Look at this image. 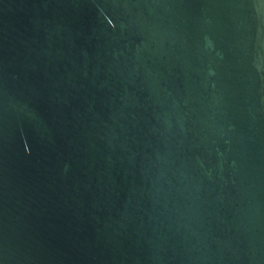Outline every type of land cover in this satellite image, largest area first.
Returning a JSON list of instances; mask_svg holds the SVG:
<instances>
[{
  "label": "water",
  "instance_id": "obj_1",
  "mask_svg": "<svg viewBox=\"0 0 264 264\" xmlns=\"http://www.w3.org/2000/svg\"><path fill=\"white\" fill-rule=\"evenodd\" d=\"M0 264H264V0H0Z\"/></svg>",
  "mask_w": 264,
  "mask_h": 264
}]
</instances>
